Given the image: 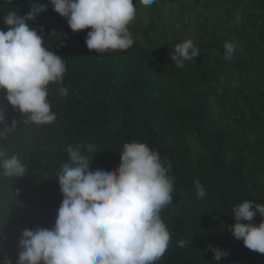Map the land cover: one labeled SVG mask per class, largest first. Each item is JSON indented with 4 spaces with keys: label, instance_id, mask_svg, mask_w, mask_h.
Wrapping results in <instances>:
<instances>
[{
    "label": "trees",
    "instance_id": "obj_1",
    "mask_svg": "<svg viewBox=\"0 0 264 264\" xmlns=\"http://www.w3.org/2000/svg\"><path fill=\"white\" fill-rule=\"evenodd\" d=\"M137 0H134L136 3ZM48 5L33 27L44 46L63 57L68 95L49 86L57 119L25 124L0 92L5 124L17 129L0 138L10 157L25 162L22 178L0 176V264H17L23 230L53 228L63 196L56 179L66 148L93 144L91 170L116 169L125 143H146L171 168L172 204L161 212L171 243L156 264H215L209 244L229 255L221 264H264V254L233 237V208L264 204V0H156L137 3L129 26L131 48L99 54L87 32L73 33L48 0H0L3 16ZM191 39L200 50L183 68L170 59L176 44ZM226 41L237 47L225 55ZM167 166V165H166ZM206 190L198 198L194 181ZM264 217L257 215L259 226ZM192 244L180 247L181 240Z\"/></svg>",
    "mask_w": 264,
    "mask_h": 264
},
{
    "label": "clouds",
    "instance_id": "obj_2",
    "mask_svg": "<svg viewBox=\"0 0 264 264\" xmlns=\"http://www.w3.org/2000/svg\"><path fill=\"white\" fill-rule=\"evenodd\" d=\"M53 10L65 18L72 32H87L86 45L99 54L125 51L134 44L129 26L136 18L137 3L151 6L156 0H48ZM48 5H34L20 16L9 11L0 28V92L9 104L25 117V124L50 125L57 119L49 102V86L68 95L63 85L66 64L63 57L44 46V36L33 27L36 16ZM225 55L231 56L237 45L226 41ZM200 50L191 39L178 43L170 59L183 68L185 61H195ZM0 108V125L5 124ZM17 129H0V138ZM97 153L93 144L68 146V161L62 165L58 180L63 196L55 226L25 229L19 240L17 264H156L171 243V233L161 212L172 204L174 181L168 175L171 165L146 143H125L121 163L116 169L91 170L90 156ZM167 165V166H166ZM28 173L25 162L8 156L0 147V176L22 178ZM198 198L206 195L200 182L194 181ZM264 217V204L245 201L233 208L235 220L230 231L249 250L264 254V220L259 226L254 218ZM192 244L181 240L180 247ZM215 264L229 255L211 244ZM3 264H12L5 257Z\"/></svg>",
    "mask_w": 264,
    "mask_h": 264
}]
</instances>
